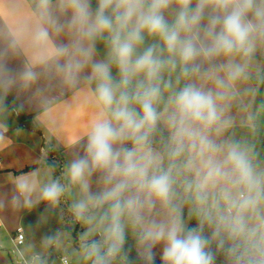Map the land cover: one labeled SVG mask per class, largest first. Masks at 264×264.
Wrapping results in <instances>:
<instances>
[{"label": "clouds", "instance_id": "obj_1", "mask_svg": "<svg viewBox=\"0 0 264 264\" xmlns=\"http://www.w3.org/2000/svg\"><path fill=\"white\" fill-rule=\"evenodd\" d=\"M261 86L264 0H30L0 32V117L90 108L59 176L15 180L13 208L61 225L31 264L76 224L87 264H264Z\"/></svg>", "mask_w": 264, "mask_h": 264}, {"label": "crops", "instance_id": "obj_2", "mask_svg": "<svg viewBox=\"0 0 264 264\" xmlns=\"http://www.w3.org/2000/svg\"><path fill=\"white\" fill-rule=\"evenodd\" d=\"M29 5L30 0H0V32L14 27L18 19L26 13ZM8 102H13V96L8 97ZM15 103H24L21 114L33 122L37 130L21 126L17 115L11 109L0 117L6 119L8 124V130L0 140V264H31L34 255L44 252L40 247L41 237L61 225L53 218L43 227L35 228V221L44 207L43 204L31 214L27 210L13 208L8 201L15 180L22 174L42 168L40 162L45 158L50 163L51 155L45 149L46 144L59 152L63 165L70 153L69 145L81 136L86 128L90 108L84 94H74L71 91L57 95L46 108L36 102H27L24 97H20ZM17 128L22 129L19 135L15 131ZM261 138L264 139V131L261 132ZM54 175L57 176L56 172ZM64 206L66 208L67 205ZM69 217L70 214L66 212V222ZM19 228L25 234V240L15 246L12 239ZM65 230L68 235L61 241L59 247L53 246L45 253L46 264H64L62 257L66 255L57 253L64 249L72 252L68 264H87L74 254V250L79 247L78 233L82 231L81 226L67 225ZM9 242L15 249L11 250L8 247ZM54 247L59 250L54 251ZM30 250L37 253L32 255L29 253Z\"/></svg>", "mask_w": 264, "mask_h": 264}, {"label": "rangeland", "instance_id": "obj_3", "mask_svg": "<svg viewBox=\"0 0 264 264\" xmlns=\"http://www.w3.org/2000/svg\"><path fill=\"white\" fill-rule=\"evenodd\" d=\"M54 148L52 149V151L54 152ZM50 162L52 163H55L56 164V168H57V172L60 174L61 173V169H62V162H61V158H60V155L59 153H54L51 155V158H50ZM77 225V224H76ZM10 247V249H15L14 245L12 243L9 242L8 244ZM65 246V244H63V247ZM59 247V246H58ZM54 251L55 250H59V248H55L53 249ZM29 253H32V255H34L35 253H37V251H34V250H30ZM57 253H60L61 255H66L68 257L69 260H71L72 258V252H70L69 250H62V252L58 251Z\"/></svg>", "mask_w": 264, "mask_h": 264}, {"label": "trees", "instance_id": "obj_4", "mask_svg": "<svg viewBox=\"0 0 264 264\" xmlns=\"http://www.w3.org/2000/svg\"><path fill=\"white\" fill-rule=\"evenodd\" d=\"M263 91H264V86H261V97H262V93H263ZM258 99H259V98H258ZM17 118H18V121H19V123H20L21 126L28 127V128H30V129H32V130H37V126H36L33 122L28 121V120L26 119V117H25L23 114L20 113L19 115H17ZM260 139H261V145H262V147H264V139L261 138V137H260ZM45 149L47 150V152H48L50 155H52V154H54V153H59L57 150H54V152H53L52 149L50 148V146L47 145V144L45 145ZM50 163H52V162H50ZM55 172H56L57 176L60 175V174L57 172V168H56Z\"/></svg>", "mask_w": 264, "mask_h": 264}, {"label": "built area", "instance_id": "obj_5", "mask_svg": "<svg viewBox=\"0 0 264 264\" xmlns=\"http://www.w3.org/2000/svg\"><path fill=\"white\" fill-rule=\"evenodd\" d=\"M79 225V224H77ZM25 240V234L23 233V231L21 230V228L18 229L16 236L13 237L12 241L14 243L15 246L22 244ZM62 261L64 262V264H68L69 260L67 256H63L62 257Z\"/></svg>", "mask_w": 264, "mask_h": 264}]
</instances>
